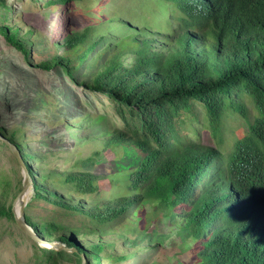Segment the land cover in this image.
Wrapping results in <instances>:
<instances>
[{"label":"trees","instance_id":"trees-1","mask_svg":"<svg viewBox=\"0 0 264 264\" xmlns=\"http://www.w3.org/2000/svg\"><path fill=\"white\" fill-rule=\"evenodd\" d=\"M5 1L0 0V8ZM71 1L82 0H49L47 4ZM165 1L172 2L179 13L178 35L169 33L160 38L162 43L130 35L126 40H134L119 43V49L103 63L96 54L87 73V88L118 103L116 111L123 121L122 128L108 133L104 144L124 147L126 154L134 152L137 166L131 170L118 167L111 175L68 173L62 179L80 196L97 193L104 186L116 192L114 199L95 201L88 207L82 204L83 209L52 202L98 222L111 221L131 209L130 220L137 225L142 219L147 226L155 219L156 224L165 221L184 246L190 245L193 264H264V0ZM18 32L0 25L6 41L28 55L27 41ZM90 33V28L69 33L63 40L64 57L43 61L39 68H61L73 76L72 71L101 42H91ZM71 53L76 55L74 66H69ZM243 97L253 104L256 115L252 120L241 102ZM195 101L205 108L215 132L229 106L243 115L247 131L228 156L217 148L179 138L181 113L191 111ZM15 134L11 133L10 141ZM49 174L32 177L36 198L46 197L48 191L39 182L50 178ZM17 185L15 198L22 189L21 179ZM10 188V182L3 181L0 217L14 221L12 204L5 202ZM25 221L40 237L74 245L78 254L100 264L99 252L106 247L101 239L83 246L75 241L73 234L79 233L73 229L65 234L66 229L56 223H36L27 215ZM44 252L50 261L66 257L65 251Z\"/></svg>","mask_w":264,"mask_h":264},{"label":"rangeland","instance_id":"rangeland-1","mask_svg":"<svg viewBox=\"0 0 264 264\" xmlns=\"http://www.w3.org/2000/svg\"><path fill=\"white\" fill-rule=\"evenodd\" d=\"M48 1L6 0L5 7L0 8V17L5 18L0 20V25L18 29V35L25 37L29 50L26 55L0 33V201L3 181L10 182L5 202L12 206L17 182L23 181V170L12 153L13 146L21 154L31 178L37 179L39 174L50 171V178L39 183L52 194L42 192L46 197L36 198L35 192L29 193L24 213L33 222L56 223L66 229L65 234L73 229L79 233L73 234L75 241L83 246L101 239L106 247L99 252L100 264H193L190 245L184 246L180 237L169 231V223L165 221L156 224L155 219V223L147 226L142 219L137 225L130 220L131 209L111 221L98 222L52 202L83 209L82 204L88 207L95 201L114 199L116 192L109 187L102 186L99 192L83 197L73 193V186L64 184L62 179L68 173L111 175L118 167L131 170L137 166L139 158L134 152L128 150L126 154L124 147L104 144L108 133L122 128L123 121L116 111L118 103L87 88L89 63L98 53L99 63L106 61L119 49V43L134 40H126L130 35L157 39L159 43H162L160 38L169 33L178 35V11L174 10L172 2L165 0H82L47 4ZM88 28L91 29L90 41L101 39V42L72 71L73 76L61 68L52 71L39 68L43 61L64 57L63 40L69 33ZM29 31L31 33L26 34ZM156 32L160 34L155 35ZM124 48L132 47L125 45ZM70 55L69 66H74L76 55ZM130 60H125L127 66ZM241 102L251 120L254 119L256 113L251 101L243 97ZM192 105L191 111L181 113L177 127L179 138L217 148L228 156L235 141L247 131L243 115L229 106L215 132L203 105L196 101ZM13 131L16 134L10 141ZM177 213L180 217L183 208ZM29 227L36 238L49 246L53 244L47 235L40 237ZM181 234L188 236L186 231ZM62 245L69 249L63 250L66 257L50 261L44 251L52 249L42 247L24 233L15 220L0 217V264H77L76 259L79 264H96L85 254H78L74 245ZM121 256L126 259L118 260Z\"/></svg>","mask_w":264,"mask_h":264},{"label":"water","instance_id":"water-1","mask_svg":"<svg viewBox=\"0 0 264 264\" xmlns=\"http://www.w3.org/2000/svg\"><path fill=\"white\" fill-rule=\"evenodd\" d=\"M11 150L13 155L16 157L19 166L21 167V169L23 170V181H22V189L19 192V194L17 195V197L15 198L14 204L12 206V213L14 215V220L17 223L18 227L24 232L26 233L28 236L32 237V239H34L37 243L41 244L42 247H49L50 249L60 252V251H68L69 249L65 248L62 243H60L59 241H54L53 244H51V246H49L45 241L40 240L38 238H36L32 231L30 230L29 225L26 223L25 221V207L26 205L22 206L21 209V216L18 217L16 210H15V205L17 203V201H22L24 196L26 195V193L28 192V190L30 188H32V190L34 191V182L33 179L29 176L27 169L25 167L24 161L22 159L21 154L19 153V151L11 146ZM75 252L74 250H70V252Z\"/></svg>","mask_w":264,"mask_h":264},{"label":"bare ground","instance_id":"bare-ground-1","mask_svg":"<svg viewBox=\"0 0 264 264\" xmlns=\"http://www.w3.org/2000/svg\"><path fill=\"white\" fill-rule=\"evenodd\" d=\"M29 193L34 194V191L32 190V188H30V189L28 190V192H27L26 195L24 196L23 200H22V201H17V203H16V205H15V210H16V213H17L18 217L21 216V209H22V206H23V205H26L27 200L30 198V197H29V195H30Z\"/></svg>","mask_w":264,"mask_h":264}]
</instances>
